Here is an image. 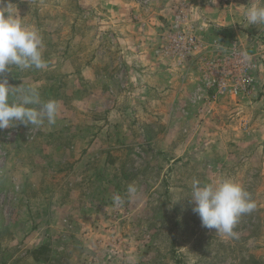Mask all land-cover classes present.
<instances>
[{"label":"rangeland","instance_id":"374dc122","mask_svg":"<svg viewBox=\"0 0 264 264\" xmlns=\"http://www.w3.org/2000/svg\"><path fill=\"white\" fill-rule=\"evenodd\" d=\"M79 1L0 4L10 3L38 29L47 63L42 70H6L0 79L58 102L55 124L0 129V264H264V25L247 26L243 16L254 0L200 1L208 14L230 18L232 26L221 29L254 55L256 83L248 95L211 90L195 101L199 82L165 101H82L87 80L56 68L63 43H51V34L65 35L69 16L68 32L106 33L97 14H82ZM58 13L59 25L52 22ZM86 20L94 22L87 28ZM84 45L69 47L73 69ZM119 90L127 96L126 87ZM220 175L240 182L257 205L239 218L236 238L203 227L187 198L194 179ZM129 184L138 189L131 199ZM117 194L121 206L113 204Z\"/></svg>","mask_w":264,"mask_h":264},{"label":"crops","instance_id":"0c3cea01","mask_svg":"<svg viewBox=\"0 0 264 264\" xmlns=\"http://www.w3.org/2000/svg\"><path fill=\"white\" fill-rule=\"evenodd\" d=\"M200 1L186 0L195 30L204 33L205 39L209 40L228 35L221 29L224 25L232 26L227 14L210 15ZM171 2L159 0L147 7H137L130 0H80L82 14H97L98 27L106 32H99L97 36L86 32V29L81 34H74L72 30L68 32V27H73V18L64 17L65 35L51 34V43H63L59 47L62 51L58 53L56 68L62 64L64 67L59 68L63 70L61 72L84 75L89 91L83 95L82 101H165L166 97H171L170 93H182L185 91L182 89L199 82L194 64L166 60L158 51L174 15ZM65 11L68 14L69 10ZM133 15H137L138 19L135 20ZM62 18L63 14L58 13L52 22H59ZM93 22L86 20V27ZM78 41L85 45L80 48L81 64L73 69L68 52L69 47ZM92 84L94 92L90 93ZM120 84L127 88V96L123 98L118 94ZM110 87L116 95H109Z\"/></svg>","mask_w":264,"mask_h":264},{"label":"clouds","instance_id":"9594fccd","mask_svg":"<svg viewBox=\"0 0 264 264\" xmlns=\"http://www.w3.org/2000/svg\"><path fill=\"white\" fill-rule=\"evenodd\" d=\"M4 0H0L3 4ZM10 3L0 7V73L17 68L20 70L47 67L43 58V39L34 26L25 24L10 8ZM245 24L264 25V0H254L243 12ZM58 102L42 101L32 88L10 87L7 79H0V129L15 126L16 122L39 127L45 121L55 124ZM134 184L127 186V198L137 194ZM190 203L200 217L203 227L215 229L222 238H236L234 227L242 215L253 212L257 205L251 194L237 180L220 175L202 183L194 179L190 186ZM125 202L119 194L113 197L114 206Z\"/></svg>","mask_w":264,"mask_h":264},{"label":"built area","instance_id":"2783aa9c","mask_svg":"<svg viewBox=\"0 0 264 264\" xmlns=\"http://www.w3.org/2000/svg\"><path fill=\"white\" fill-rule=\"evenodd\" d=\"M132 1L138 7H146L157 0ZM173 9V20L158 51L162 57L178 64L189 62L195 65L200 81L192 90L191 99H200L203 92L211 90L213 95L230 97L251 94L256 83L254 55L233 36L210 40L199 36L191 22L186 1L178 0ZM133 18L138 19L137 15Z\"/></svg>","mask_w":264,"mask_h":264}]
</instances>
